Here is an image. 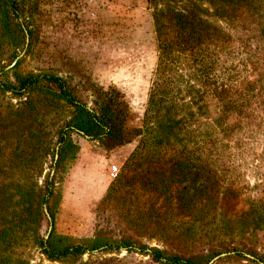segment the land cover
I'll return each mask as SVG.
<instances>
[{
    "label": "rangeland",
    "instance_id": "1",
    "mask_svg": "<svg viewBox=\"0 0 264 264\" xmlns=\"http://www.w3.org/2000/svg\"><path fill=\"white\" fill-rule=\"evenodd\" d=\"M23 8V42L14 46L0 37V69L21 60L24 74H55L99 116L95 102L114 98L126 107L132 134L111 149L72 134L77 160L59 181L57 114L35 120L24 97L0 90V236L16 229L26 184L51 189L53 181L61 195L54 220L60 235L79 239L100 231L175 255L226 250L208 264H264L245 251V260L225 258L236 247L264 256L263 106L248 98L244 111L251 117L239 121L221 104L208 105L180 59L158 67L156 29V19L167 23L177 14L216 28L208 49L234 100L259 78L246 59L264 47V0H25ZM193 97L198 106L190 105ZM191 198L190 210L182 211L179 201ZM47 205L44 240L52 229ZM16 241L13 248L0 241V264H157L125 249L51 262L30 240Z\"/></svg>",
    "mask_w": 264,
    "mask_h": 264
},
{
    "label": "trees",
    "instance_id": "2",
    "mask_svg": "<svg viewBox=\"0 0 264 264\" xmlns=\"http://www.w3.org/2000/svg\"><path fill=\"white\" fill-rule=\"evenodd\" d=\"M24 2L25 0H0V37L3 40L7 39L11 45L20 46L24 39V29L18 22L19 16L24 11ZM167 19V23L156 19L159 68L161 66H171L176 58L180 59L188 66V78L198 84L201 83L200 86L203 89L201 97L209 98L207 100L208 105L214 103V108H216L221 104L224 108L223 112L227 113L226 115L235 114L238 116L239 121L251 117L249 110L244 111L250 97H258V104L260 103L264 109V83L261 79L264 77V47H261L259 51L256 50L254 57L246 59V66L251 67L252 72H256L259 76L258 80L253 82L255 86L244 91V94L242 92L236 93V99L232 100L231 87L224 82V79L216 70V60L208 49V45L212 40L213 44L216 43L213 38L217 32L216 28L206 25L203 21L197 23V20H190L181 14ZM167 24L170 25L167 26ZM203 26L211 33L212 37H208V34L204 33ZM261 33L264 34V29ZM241 46L244 49L248 48L247 41L246 43L242 41ZM15 55L16 53H13L12 58ZM20 62L21 60L7 71L4 67L0 69V79L4 78V81L1 82L0 80V90L3 92L11 91L15 96L24 97L23 106L34 115L35 120H40L42 116L57 114V121L54 123L55 125L56 123L61 125L54 131L53 137L57 146L58 158L55 165L56 175L60 178L59 181L63 179L77 160L79 145L74 141L72 134L98 141L104 149H111L129 142L132 133L125 126L128 114L126 107H120L121 103H116L117 101L114 98L106 99V97L100 103L95 102L100 104L99 109L102 115L99 116L87 108L83 100L65 85L62 78L48 72L24 74L17 68ZM10 78H12V81H9ZM151 98H155L153 92L150 93ZM152 103H150V107ZM192 104L198 106L195 97H193L190 105ZM202 109L207 111L208 107H202L198 110ZM262 114L264 116V112ZM138 134H140V131H138ZM55 145L51 150L52 158L55 153ZM179 161L178 164H182V160ZM47 185L48 183H46L45 188L39 189L35 182L26 184L28 189H23L20 195L23 214L19 218V223H17V230L4 231L0 236L2 245L6 244L7 247L13 248L11 242H17L16 240L21 236L30 240L33 246L41 248V254L49 261L70 263L82 259L85 253L92 255L98 251L125 249L149 256L152 262L157 264H208L214 256L226 251L219 249L210 254L175 255L160 249L148 248L127 237L114 239L100 231L95 232L91 237L79 239L60 235L56 231L54 220L61 195L59 192H55V182L49 183L51 189ZM201 187L206 188L208 185L205 184ZM46 194H49V198L46 197ZM179 202L182 211L190 210L192 198L189 201L184 199ZM45 204H48L47 209L52 218V229L44 240L40 237V229L42 223L46 222ZM13 236L17 237L11 239ZM232 251L234 254L225 257L226 259L240 258L245 260L246 258L242 254V251H245L264 262V256L247 247L242 250L236 247Z\"/></svg>",
    "mask_w": 264,
    "mask_h": 264
},
{
    "label": "built area",
    "instance_id": "3",
    "mask_svg": "<svg viewBox=\"0 0 264 264\" xmlns=\"http://www.w3.org/2000/svg\"><path fill=\"white\" fill-rule=\"evenodd\" d=\"M117 169L116 168H113V170H112V176L113 177H116V175H117V171H116Z\"/></svg>",
    "mask_w": 264,
    "mask_h": 264
}]
</instances>
